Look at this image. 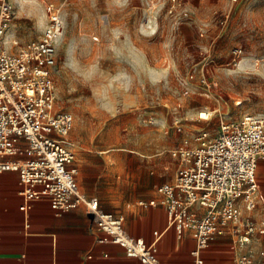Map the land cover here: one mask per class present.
Masks as SVG:
<instances>
[{
    "label": "rangeland",
    "instance_id": "rangeland-1",
    "mask_svg": "<svg viewBox=\"0 0 264 264\" xmlns=\"http://www.w3.org/2000/svg\"><path fill=\"white\" fill-rule=\"evenodd\" d=\"M8 1L13 16L4 48L11 53L40 37L50 3L64 16L59 38L65 45H55L54 111L74 120L69 137L75 144L79 189L98 192L95 196L107 203L142 207L156 200L157 186L173 181L178 166L171 151L184 141L194 146L197 132L215 134L226 122L264 115V81L227 75L253 50L255 59L264 62V0H166L162 8L159 0L111 7L106 0L94 6L91 0H28L27 16H18L15 0ZM245 15L248 27L243 26ZM105 30L117 41L128 39L121 59L100 60L103 70L115 74L124 69L125 82L139 77L137 86L119 100L111 86L97 81L94 73L88 76L99 54L82 59L87 83L65 67L69 42L79 58L81 39L94 37L99 44ZM235 49L241 50L238 58L233 57ZM201 113L209 114L208 119H201ZM257 185L255 208L243 214L259 221L264 220V159L258 161ZM233 245L229 239L221 252L229 264H237L242 255L257 260L264 247L260 237L244 248Z\"/></svg>",
    "mask_w": 264,
    "mask_h": 264
},
{
    "label": "built area",
    "instance_id": "built-area-1",
    "mask_svg": "<svg viewBox=\"0 0 264 264\" xmlns=\"http://www.w3.org/2000/svg\"><path fill=\"white\" fill-rule=\"evenodd\" d=\"M12 16L11 3L0 0V174H16L20 211L37 201L47 202L56 215L82 207L96 231L105 236L99 243L122 248L127 258L140 264H204L202 253L219 236L234 237L233 246L239 248L257 236L264 240V220L243 214L256 204L257 166L264 159V115L226 122L215 134L197 132L194 146L184 141L170 152L178 158L174 180L158 186L159 200L149 205L164 208L166 229L178 238L192 230L195 246L187 263L162 262L156 249L162 233L154 232L150 243L128 235L122 215L104 212L96 198L79 190L75 144L69 137L74 120L69 113L54 111L52 74L62 29L59 9L50 3L40 37L15 53L4 48ZM240 55V49L233 50L234 58ZM237 264H264V247L257 260L242 255Z\"/></svg>",
    "mask_w": 264,
    "mask_h": 264
},
{
    "label": "crops",
    "instance_id": "crops-1",
    "mask_svg": "<svg viewBox=\"0 0 264 264\" xmlns=\"http://www.w3.org/2000/svg\"><path fill=\"white\" fill-rule=\"evenodd\" d=\"M163 171L168 172V166L163 167ZM92 177L99 179L95 174ZM19 191L16 174H0V264H140L136 259L127 258L122 248L99 243L105 236L96 231L82 207L56 215L47 202L37 201L22 212ZM80 191L96 198L104 212L122 215L123 228L128 235L150 243L154 232L162 233L156 244L160 261L187 263L191 260L194 232L187 230L178 238L172 229H166L164 208L149 205L151 201L158 202L159 195L142 207H116L95 196L98 192ZM259 237L263 238L258 236L256 240ZM228 238L233 244L235 238L229 235L219 236L211 243V249L202 253L204 264H229L221 253Z\"/></svg>",
    "mask_w": 264,
    "mask_h": 264
},
{
    "label": "clouds",
    "instance_id": "clouds-1",
    "mask_svg": "<svg viewBox=\"0 0 264 264\" xmlns=\"http://www.w3.org/2000/svg\"><path fill=\"white\" fill-rule=\"evenodd\" d=\"M93 6L97 3V0H91ZM130 0H106V3L109 7L113 4L116 5H127ZM166 0H159V7H163V4ZM17 5V15L18 16H27L28 13L26 11V5L28 0H15ZM167 19V18H166ZM61 20H64V16H61ZM250 21L248 16L245 15L243 18V26L248 27ZM100 35V43L97 44L95 42L94 37H88L86 40L81 39L83 43V50L79 56V58L74 54V49L71 46V42L68 43V60L65 64V67L71 69L73 73L76 74L74 78L85 77V74L81 71V63L82 59L87 56H91L94 53L99 54V60L92 61V68L88 73V76H92L95 74V79L104 84L105 87L111 86L113 90V94L119 98L126 94L130 93L139 82V77L133 75L131 82L124 81V69H120L115 74L108 73L103 70L100 65V60L104 59H121L123 54L126 53V48L123 45L127 42V37H125V41H117L115 37L112 36L109 30H105L104 32L99 33ZM122 35H124L122 33ZM65 45V40L62 38H57L56 46L58 48ZM121 52V56H117V51ZM111 53V56H109ZM238 74H246V76H257L262 81H264V62L257 61L255 59V50L250 54L249 57L240 61V65L234 70L232 73H227V75H238ZM81 82H89L87 77L84 78ZM118 85H122L117 87Z\"/></svg>",
    "mask_w": 264,
    "mask_h": 264
},
{
    "label": "bare ground",
    "instance_id": "bare-ground-1",
    "mask_svg": "<svg viewBox=\"0 0 264 264\" xmlns=\"http://www.w3.org/2000/svg\"><path fill=\"white\" fill-rule=\"evenodd\" d=\"M208 115L207 113H201L200 114V118L203 119V120H207L208 119Z\"/></svg>",
    "mask_w": 264,
    "mask_h": 264
}]
</instances>
